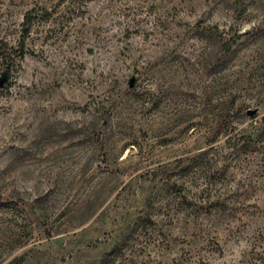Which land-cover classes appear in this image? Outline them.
I'll list each match as a JSON object with an SVG mask.
<instances>
[{
	"label": "rangeland",
	"instance_id": "obj_1",
	"mask_svg": "<svg viewBox=\"0 0 264 264\" xmlns=\"http://www.w3.org/2000/svg\"><path fill=\"white\" fill-rule=\"evenodd\" d=\"M0 41V264H264V0H0Z\"/></svg>",
	"mask_w": 264,
	"mask_h": 264
},
{
	"label": "trees",
	"instance_id": "obj_2",
	"mask_svg": "<svg viewBox=\"0 0 264 264\" xmlns=\"http://www.w3.org/2000/svg\"><path fill=\"white\" fill-rule=\"evenodd\" d=\"M231 7L236 9L240 8V14L244 9L241 2H234ZM30 26L31 15L28 13L26 15L23 38H26L29 35L31 28ZM196 34L200 38L206 40L209 44L210 51L207 53V57L209 58L208 64H210V73H216L221 69L226 68L227 63L231 60L236 52V49L234 48L236 38L233 37V35H227L226 32L217 24L201 25V23H198ZM14 52H17V50H14L13 47H10L5 41H0V55L4 61L8 62V73L11 71L9 59L12 58ZM238 112L239 110L235 109L232 105L225 107L223 112H221L217 117L214 125H212L209 135V140L211 143L217 140L219 136L227 128H229V126L232 124V118L234 117L235 113ZM85 128L86 130L80 129L79 131H73V134L85 133L89 137L96 136L98 142L101 140V148L105 149L107 154L109 151L107 146L111 138L110 133L114 129L112 117L105 113L99 114L98 117L95 120H92ZM243 140L244 144L255 145L257 143H262L264 147V116L259 121H257L256 125L252 127L250 132L244 135Z\"/></svg>",
	"mask_w": 264,
	"mask_h": 264
}]
</instances>
